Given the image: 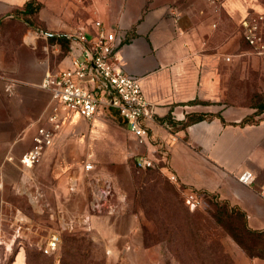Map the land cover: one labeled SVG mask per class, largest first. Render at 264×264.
Listing matches in <instances>:
<instances>
[{
    "label": "crops",
    "instance_id": "0c3cea01",
    "mask_svg": "<svg viewBox=\"0 0 264 264\" xmlns=\"http://www.w3.org/2000/svg\"><path fill=\"white\" fill-rule=\"evenodd\" d=\"M30 2L40 4L34 15L24 14ZM252 12L264 14V0H0V245L21 214L29 229H84L112 254L139 246L147 255L132 207L140 156L173 175L182 196L215 198L264 237V107L251 103L264 90V58L243 44L240 26ZM95 21L124 38L119 68L139 79L153 112L148 138L139 145L104 105L92 120L62 112L51 145L25 168L21 155L50 128L39 84L71 66L76 32L95 35ZM245 171L249 185L237 180ZM105 184L113 194L95 210Z\"/></svg>",
    "mask_w": 264,
    "mask_h": 264
},
{
    "label": "rangeland",
    "instance_id": "374dc122",
    "mask_svg": "<svg viewBox=\"0 0 264 264\" xmlns=\"http://www.w3.org/2000/svg\"><path fill=\"white\" fill-rule=\"evenodd\" d=\"M242 42L251 50L243 36ZM260 91L251 103L263 108L264 90ZM152 170L150 190L142 203L135 194L132 199L134 211L140 214L141 247L149 250L147 255L139 246H112V254L95 232L84 229L49 233L29 229L18 214L8 230L11 242L0 245V264H264V237L247 233L242 218L210 197L188 211L180 190L156 168ZM52 237L55 248L45 252Z\"/></svg>",
    "mask_w": 264,
    "mask_h": 264
},
{
    "label": "built area",
    "instance_id": "2783aa9c",
    "mask_svg": "<svg viewBox=\"0 0 264 264\" xmlns=\"http://www.w3.org/2000/svg\"><path fill=\"white\" fill-rule=\"evenodd\" d=\"M217 1L209 0V3L214 5ZM94 26L97 31L93 36H88L83 29L76 32L74 42L79 46L80 54L73 56L69 68L44 74L39 88L49 94L52 102L50 116L47 119L50 128L37 130L32 147L19 159L21 166L30 168L40 161L43 150L51 145L54 132L60 127L62 112L92 120L99 106L104 105L118 113L139 145L148 138L147 125L144 122L152 121L153 112L142 95L139 79L119 68L118 48L124 38L121 34L107 32L99 21H95ZM240 26L243 39L253 53L264 56V14H249L241 21ZM172 119H176V116L173 115ZM135 164L139 169L155 168L154 161L143 156L138 157ZM84 169L90 170L91 165H85ZM168 179L176 183L173 175L168 176ZM237 180L249 185L253 176L245 171ZM112 194L111 185L105 184L99 192L94 209H100L102 202H107ZM184 196L185 205L190 211L196 209L202 201L194 192L187 191ZM114 211V207L107 208L108 214H113ZM55 241L56 238L52 237L45 252L54 250Z\"/></svg>",
    "mask_w": 264,
    "mask_h": 264
},
{
    "label": "trees",
    "instance_id": "16d2710c",
    "mask_svg": "<svg viewBox=\"0 0 264 264\" xmlns=\"http://www.w3.org/2000/svg\"><path fill=\"white\" fill-rule=\"evenodd\" d=\"M34 6H36V8H34ZM38 8H40V4L39 3H27L26 5H25V11H24V14L25 13H27V14H29V15H34L39 9ZM38 9V10H37ZM23 18V20H24V16L22 17ZM59 39H63V38H61V37H58ZM135 165V168H134V179H135V184H137L138 185V189H136V193H135V199H136V201L139 203V204H141L142 203V199H144L143 198V196L145 195V194H148V192H149V190L150 189H148V184H149V177H150V175H152V173H151V171H153L152 169H139V168H137L136 167V164H134ZM158 171H159V169H157ZM160 172V171H159ZM135 174H137V178H136V176H135ZM162 176V175H161ZM160 176V177H161ZM165 180H168L169 181V179H168V177H164V176H162ZM162 178V179H163ZM170 182V181H169ZM171 183V182H170ZM180 190V192L182 193V191L184 190V189H182V188H180L179 189ZM188 191H190V192H194L197 196H200L201 198H202V200L203 199H205L206 197H208V196H206V194H203L202 192H198V191H195V190H193V189H188ZM210 198H212V197H210ZM185 205V204H184ZM224 205V204H223ZM225 206V205H224ZM185 208L188 210V211H190L188 208H187V206L185 205ZM229 211H230V213L231 214H235L236 216H238V217H240V218H242L241 217V215L238 213V212H234V211H232V210H230L229 209ZM191 212V211H190ZM243 220V219H242ZM243 228L245 229V231L247 232V233H249V234H255V235H257V236H263L262 234H260V233H257V232H254V231H251V230H249V229H247V227L245 226V223H244V221H243ZM194 230V229H193Z\"/></svg>",
    "mask_w": 264,
    "mask_h": 264
}]
</instances>
